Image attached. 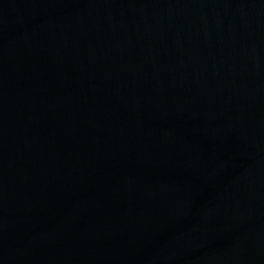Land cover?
I'll use <instances>...</instances> for the list:
<instances>
[{"label": "water", "instance_id": "water-1", "mask_svg": "<svg viewBox=\"0 0 264 264\" xmlns=\"http://www.w3.org/2000/svg\"><path fill=\"white\" fill-rule=\"evenodd\" d=\"M0 264H264V0H0Z\"/></svg>", "mask_w": 264, "mask_h": 264}]
</instances>
